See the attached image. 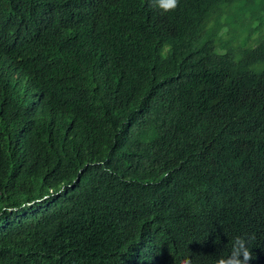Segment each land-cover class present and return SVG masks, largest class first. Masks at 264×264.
<instances>
[{
	"label": "trees",
	"instance_id": "16d2710c",
	"mask_svg": "<svg viewBox=\"0 0 264 264\" xmlns=\"http://www.w3.org/2000/svg\"><path fill=\"white\" fill-rule=\"evenodd\" d=\"M222 186L229 222L179 207ZM162 225L177 264H264V0H0V264H126Z\"/></svg>",
	"mask_w": 264,
	"mask_h": 264
},
{
	"label": "clouds",
	"instance_id": "9594fccd",
	"mask_svg": "<svg viewBox=\"0 0 264 264\" xmlns=\"http://www.w3.org/2000/svg\"><path fill=\"white\" fill-rule=\"evenodd\" d=\"M127 1L128 0H107L109 6L113 4L119 5ZM178 2L179 0H156L158 6L165 11L175 9ZM106 7H104V9ZM9 82L14 89V91L11 92L19 99H26L28 93H35L38 88L37 81L23 68L15 70L13 75L9 78ZM9 94L10 91L8 92V97H6L7 100L10 99ZM178 203L181 209L188 212L186 216L190 219L196 218L195 210L199 206L204 207L203 214L207 213L210 208L218 209L219 220L221 221L230 220L240 211V207H236L232 204L231 192L223 186L220 189H210L204 194L191 197ZM159 229H163L164 233L156 236L152 235L143 243L138 244L137 250L127 256L126 264H177L176 254L179 253V249L185 251L183 244L189 238V230L185 226H180L178 230L169 232L164 236L166 232L165 225H162ZM131 234L132 232H129L124 235V237L127 238ZM130 238H132V236H130ZM135 245L126 249L118 247L119 255L123 256L128 254L129 250L134 248ZM252 260L253 254L251 249L247 246V240L244 237L238 236L233 240L230 254L220 258L217 264H250ZM178 264L193 263L190 259L185 258Z\"/></svg>",
	"mask_w": 264,
	"mask_h": 264
}]
</instances>
